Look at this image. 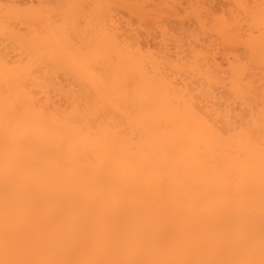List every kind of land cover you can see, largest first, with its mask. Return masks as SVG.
I'll use <instances>...</instances> for the list:
<instances>
[{
  "label": "bare ground",
  "instance_id": "1",
  "mask_svg": "<svg viewBox=\"0 0 264 264\" xmlns=\"http://www.w3.org/2000/svg\"><path fill=\"white\" fill-rule=\"evenodd\" d=\"M17 1H0V264H264V0L210 21L188 0L208 45L244 47L226 72L159 24L181 0Z\"/></svg>",
  "mask_w": 264,
  "mask_h": 264
},
{
  "label": "rangeland",
  "instance_id": "2",
  "mask_svg": "<svg viewBox=\"0 0 264 264\" xmlns=\"http://www.w3.org/2000/svg\"><path fill=\"white\" fill-rule=\"evenodd\" d=\"M1 1V0H0ZM15 2L17 1V0H14ZM19 1H21V2H23V3H21L20 5L22 6V4L24 5L23 7H27V5L28 4H30L31 2L32 3H34V6H39V5H41L40 3H42L43 1H39L38 2V0H18L17 1V3H20ZM248 2H251V1H253V0H247ZM39 4H38V3ZM181 2H182V4L181 5H178L177 6V10H179V17L178 16H176V17H178V18H176L175 17V15H171L170 17L168 16V14L167 13H164V14H162V18L164 17V19L160 22V21H158V22H160L159 24L161 25V27H162V23L164 22V24L165 25H163L164 27L167 25V27H168V29H170L169 31L170 32H173L174 33V35L176 34V35H180V36H182L181 38H185V39H189V41H188V43H192L193 45H197L198 47H200V45H203L204 47H206L207 49H210V50H213V46H214V50L216 51V53H217V62H219L220 64H221V68H222V71H224V72H226L227 70H228V65H229V62L230 61H232L234 58H235V56H240L241 57V55L243 56L244 55V47L242 46V45H236V46H234L233 48H232V50L230 49H228V48H230V47H227L228 45L226 44V45H224L225 43L222 41V39H220V38H218V40L216 39V36H215V34H214V37H215V41L217 40V42H216V44H213L212 42V44L211 45H208V42H210V40L211 39H207V36H208V34L210 33L212 36H213V33L211 32V31H206V32H208V34L206 35V33L204 34L203 32H201V30L199 29V27H198V24L196 23V19H194L195 17L193 16V10H194V7H191V4H190V2L188 1V0H181ZM3 5H4V3H5V5H8L9 3V5H11V3H13L12 2V0H2V2H1ZM155 3H157V1L156 2H151V3H148L147 4V7H152V8H154L155 6H154V4ZM27 4V5H26ZM26 5V6H25ZM29 6V5H28ZM154 6V7H153ZM199 7H201V12H202V15H203V17H204V19H207L208 21H210L214 16H216V15H222V14H225V16H229V14H228V11L232 8L233 9V2H232V0H205L204 2H203V4L202 5H200ZM195 8H196V6H195ZM117 11V10H116ZM121 11H124V12H122L121 13ZM118 12H119V9H118ZM127 12V11H126ZM117 13V12H116ZM120 13V14H119ZM118 14V17H120L121 15L123 16V17H125V19L123 18V17H121L122 19H124L122 22H124L125 23V20L127 19V17H129V16H127L128 15V12L127 13H125V10H120V12H119ZM165 14H167V15H165ZM170 15V14H169ZM194 17V18H193ZM120 18V19H121ZM19 21H21V22H19ZM19 21H17V23H20L19 25H16L15 27H17L18 28V26H19V28L21 29V31L22 32H26L25 30H26V28H25V22L26 21H24V23H23V21L22 20H19ZM121 21V20H120ZM128 21H129V18H128ZM128 21L126 22V23H128ZM134 21L136 22V23H134ZM152 22V20L150 21V19H148V21L146 22V25L145 24H143L144 26H145V30H146V27H148V28H150L151 26V28L150 29H148L147 28V30L149 31V33H152V35L150 34V36H148V37H146L147 36V34H145L144 35V33H147V32H144V29L143 30H140V35L143 37V41L144 42H147L153 49H154V47H155V45L156 46H160V45H158V42L162 39V36H161V29H158V28H160V26H158L157 28H156V26H157V24H155L154 25V23L152 24L151 23ZM16 22H13V24L15 25V24H17ZM124 23H122V25L124 24ZM125 23V24H126ZM130 23H134V25H137V21L134 19V20H131L130 19ZM22 24V25H21ZM124 24V25H125ZM147 24H150V25H147ZM158 24V25H159ZM26 25H28V24H26ZM123 25V26H124ZM128 25V24H127ZM131 25H133V24H131ZM133 25V26H134ZM123 26H121L122 27V30H124L123 28H125V27H127V26H125V27H123ZM138 26L139 25H137V26H135V28L136 29H140V28H138ZM140 27V26H139ZM18 28V29H19ZM28 28V27H27ZM142 28V27H141ZM152 29V30H151ZM28 31V30H27ZM137 32H138V30H136ZM152 31V32H151ZM250 33V31H248L247 30V26H246V24H243V30H242V34H243V36H244V38H246L247 37V35ZM258 32L255 30L254 31V34H257ZM189 34H194V36L193 37H190L189 38ZM175 35V36H176ZM210 35V36H211ZM3 37H6V39H4ZM141 37V38H142ZM169 37V41H168V45H170L171 47L173 46L174 47V41H172V36L171 35H169L168 36ZM179 37V36H178ZM148 39V41H146L147 39ZM155 38V39H154ZM210 38V37H209ZM212 38V37H211ZM146 39V40H145ZM198 39V40H197ZM213 39V38H212ZM6 40H8L7 39V36L6 35H4V34H2V36H0V44L1 43H5V44H7V42L8 41H6ZM209 40V41H208ZM223 42V43H221V41ZM186 41V40H185ZM213 41V40H212ZM214 41V42H215ZM11 42V41H10ZM161 42H162V40H161ZM161 42H159V44L161 43ZM205 42V43H204ZM207 42V43H206ZM187 43V42H186ZM187 43V44H188ZM147 44V45H148ZM10 45H12V43L11 44H9L8 46H10ZM1 46H3V45H1ZM5 46V45H4ZM224 46H225V48L227 47V49H228V51H233V53L232 52H228V51H226V49H224ZM12 47V46H11ZM11 47H9V48H7L6 50H7V53H9L10 52V56L11 57H15V53H16V51H15V49L13 50V49H10ZM161 47V46H160ZM188 46H186V48H187ZM155 48H158V47H155ZM10 49V51L8 52V50ZM171 49V52H173V49L172 48H170ZM187 50H189V48L188 49H186V51ZM223 50H225V51H223ZM175 53H176V51H175ZM187 53V52H186ZM188 53H189V51H188ZM173 54V53H172ZM223 54H224V56H223ZM226 54V55H225ZM232 54H234L233 56H234V58H233V56H232ZM174 55V54H173ZM183 55H185V53L183 54ZM188 56H189V54H187ZM187 55H185L186 57H187ZM231 56V58L229 57V56ZM231 60H230V59ZM233 58V59H232ZM237 58V57H236ZM255 71H257V72H261V68L259 69H256ZM222 90V89H221ZM220 90V92H222V91H224V90H222L221 91Z\"/></svg>",
  "mask_w": 264,
  "mask_h": 264
}]
</instances>
